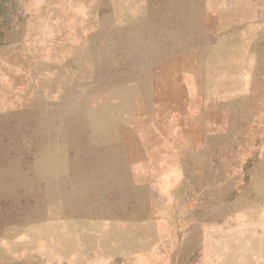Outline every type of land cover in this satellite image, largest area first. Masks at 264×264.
<instances>
[{"label": "rangeland", "instance_id": "1", "mask_svg": "<svg viewBox=\"0 0 264 264\" xmlns=\"http://www.w3.org/2000/svg\"><path fill=\"white\" fill-rule=\"evenodd\" d=\"M187 1L19 0L0 46V264H225L262 200L264 0Z\"/></svg>", "mask_w": 264, "mask_h": 264}, {"label": "crops", "instance_id": "2", "mask_svg": "<svg viewBox=\"0 0 264 264\" xmlns=\"http://www.w3.org/2000/svg\"><path fill=\"white\" fill-rule=\"evenodd\" d=\"M120 1H123V0H110V3L115 9V6H118ZM187 3H192V0L187 1ZM227 66L228 67L230 66L229 63ZM224 78H226V80ZM223 79L221 80V85H223L224 90L226 89L227 91H233L235 92V94H238V95H245L247 91L245 80H243L242 78H236L234 80H238V81L232 83V80H230L231 79L230 74L229 76L228 75L224 76ZM215 96L216 94L212 91L210 98L207 97V100H214ZM184 147L186 146L182 144V147L180 148H184ZM189 147H192L190 149H194L197 146L193 147L191 145ZM200 148H202V146ZM178 165L180 166V169L179 168L175 169L174 176H203L201 174L202 173L201 170L198 168L196 169H193L190 167L187 168L183 165V163H178ZM226 165H229V162ZM221 173H222V176H231L230 172H226L223 169L221 170ZM167 176H173V173L169 171L164 177H161V180L170 184ZM214 176L216 175L214 174ZM261 191H262V195H261L262 200L256 203L257 206L255 209V212L257 213L256 215L257 218L254 220L239 222L238 223L239 231L234 233V236H233L235 238H232L230 234H228L227 236L224 235V240L227 237H229L227 242H224V248H223L224 250L223 251V262H225V264H230L231 258L236 260L237 264H264V184H263ZM219 228H223L222 230L224 229L226 230L227 227L224 223H222L219 226ZM236 235L238 236L236 237ZM231 239H237L238 244L240 245L242 243L244 244L238 248L232 249L230 245ZM148 252H149V249L144 251L143 254L148 253ZM108 258L109 257H107V259ZM213 260L214 261L216 260L215 256Z\"/></svg>", "mask_w": 264, "mask_h": 264}, {"label": "trees", "instance_id": "3", "mask_svg": "<svg viewBox=\"0 0 264 264\" xmlns=\"http://www.w3.org/2000/svg\"><path fill=\"white\" fill-rule=\"evenodd\" d=\"M18 2L19 0H0V46L8 41L17 24L15 18L18 16Z\"/></svg>", "mask_w": 264, "mask_h": 264}, {"label": "bare ground", "instance_id": "4", "mask_svg": "<svg viewBox=\"0 0 264 264\" xmlns=\"http://www.w3.org/2000/svg\"><path fill=\"white\" fill-rule=\"evenodd\" d=\"M262 247V246H261ZM258 248V247H257Z\"/></svg>", "mask_w": 264, "mask_h": 264}]
</instances>
